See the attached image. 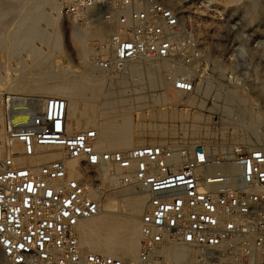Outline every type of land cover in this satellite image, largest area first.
<instances>
[{
	"label": "built area",
	"instance_id": "obj_1",
	"mask_svg": "<svg viewBox=\"0 0 264 264\" xmlns=\"http://www.w3.org/2000/svg\"><path fill=\"white\" fill-rule=\"evenodd\" d=\"M60 13L109 25L106 43L95 45L108 52H97L92 63L110 76L125 75L127 63L137 57H176L193 66L206 57L179 11L163 0H72ZM168 79L172 89L194 90V78ZM32 97H11L6 104L0 157L5 264H175L166 249L176 243L191 250L190 264H264V142L228 151L205 141L98 150L95 127L69 131L65 98ZM19 114L26 119L13 122ZM55 145L63 157L16 161ZM69 159H77L85 174L68 176ZM102 164L116 168L119 184L136 183L147 194L134 260L91 251L78 239V223L100 210L90 192L104 193L97 170Z\"/></svg>",
	"mask_w": 264,
	"mask_h": 264
},
{
	"label": "bare ground",
	"instance_id": "obj_2",
	"mask_svg": "<svg viewBox=\"0 0 264 264\" xmlns=\"http://www.w3.org/2000/svg\"><path fill=\"white\" fill-rule=\"evenodd\" d=\"M13 1H2L0 4V83L2 84L3 80L6 79L3 75L7 70H17L18 74L13 76L14 81L11 84L16 85L15 89L57 94L63 96V98L65 97L68 105L67 117L70 132L95 127L97 130L95 147L98 150L122 151L144 143L145 134H150L153 137L149 139V144L158 142L164 145L163 140L156 141L155 137L157 135L164 136L167 129H172L176 120H183L187 117L185 111L177 110L176 105L174 106L172 103L176 101L177 94L181 91L172 89L171 82L169 83L170 80L162 77L160 71L163 69L169 70L165 74L166 76L169 74L171 76L185 75L192 78L191 75L195 73H193V66L182 65L181 63L179 65L176 57L160 59L145 56L134 58L125 67L129 73L140 76L143 74L142 70L144 69L147 85L149 87L161 86V91L156 94L136 95L134 98L123 93L120 96H114L115 91L111 90L112 88L110 90L107 88V91L103 88L105 71L96 74L93 66L89 63L91 55L96 51L108 52V49H98L88 41L91 38L98 39L100 43H106L107 35L110 32L108 24L103 22L94 23L95 21L81 20L76 18L77 16H73L81 22L73 19L69 42L80 63L81 72L80 75L76 74L79 75L78 78H74V76L68 78L69 76L65 75L68 74L65 73L66 70L62 67L54 70L53 65L54 54L63 51V39L59 38L62 29L59 23L57 1ZM163 1L179 11L184 23L185 14L183 10L176 6V2L174 0ZM8 12L15 13V16L10 20L7 19L10 16L6 18ZM42 24L50 27V30L53 31L49 32L50 30L41 28ZM37 43L39 46H36ZM15 56H17V59H15L12 67L9 59ZM137 62H143V65ZM110 83L112 84V82ZM115 83L120 84L122 87L127 84L124 79L117 80ZM6 84H8L7 81ZM132 85L133 88H123L118 92L128 90L133 92L138 87L135 82ZM101 96L103 97L102 101H99ZM245 100L244 98L241 101L245 102ZM193 101V97H188L185 100L188 104H192ZM156 106L157 109H155ZM144 108H147V113H144ZM242 109L244 110V108ZM132 110L138 111L136 121L133 120L131 115ZM240 121L243 126L251 128L252 131L254 130L256 142H264V132L254 126L253 119L245 122L244 118H241ZM241 143H246L243 138L233 144L227 142L213 143V148L228 151L242 145ZM256 144L254 142L245 145L253 147ZM3 147L1 136L0 157ZM64 154V150L55 145L33 157L20 156L16 161L19 164L45 162L52 158L63 157ZM77 162V159L67 160L68 176L78 177L85 174V168L77 169ZM98 171L102 175L103 185H106L113 193L120 190L121 197L117 201H113V196L107 193L105 195L101 193V190L94 189L91 191L90 196L98 200L100 210L97 215L78 223V239L91 251L113 255L124 261L134 260L140 237L138 218L145 209L147 194L136 183L119 184L116 175L117 170L111 164L100 165ZM135 188L139 190L130 194L129 191ZM166 251L175 264H190L191 250L186 245L171 244L167 246ZM0 257H2L1 253Z\"/></svg>",
	"mask_w": 264,
	"mask_h": 264
},
{
	"label": "rangeland",
	"instance_id": "obj_3",
	"mask_svg": "<svg viewBox=\"0 0 264 264\" xmlns=\"http://www.w3.org/2000/svg\"><path fill=\"white\" fill-rule=\"evenodd\" d=\"M2 1L7 0H0V4ZM56 1L58 3L57 9L59 10L61 5L72 0ZM174 1L176 6L183 10L184 14L188 15V17L184 15L185 29L203 43L206 49V57L201 63L194 64L195 66L189 65L193 66V73L195 72L191 75L194 78L195 89L192 92H178L176 101L172 102L174 106L176 105L177 110L185 111L184 113L187 114V117L183 120H176L172 129H167L164 136L157 135L155 137L156 141L160 142V140H163V144L205 141L206 144L212 147L214 146L213 143L227 142L233 144L241 138L244 139L246 145L247 143H258L259 141L256 142L254 130L252 131L251 128L243 126L239 120L244 118L245 122H249L253 119L254 126L264 132V0ZM13 16H15V13L8 12L6 18L8 17L7 19L10 20ZM59 17L62 29L59 38L63 39V51L53 56L54 70L62 67L66 70L65 73H68L65 74L69 76L68 78L73 76L78 78L81 67L69 42V35L73 19L79 17L75 16L76 18H74L65 13H60ZM79 19H76V21L81 22ZM94 23L100 22L95 21ZM44 25L42 24L41 28L50 30V27L46 25L44 27ZM52 31L51 29L49 32ZM88 41L95 46L99 40L90 38ZM36 46H39V44L37 43ZM97 52L100 51L93 53L89 59V63L93 66L96 74L103 71L97 67L94 68L92 63V58ZM15 59H17V56L9 59L12 67ZM178 61L180 65L181 62L180 60ZM137 63L143 65V62ZM181 64L183 65V62ZM142 71V75L135 76L130 74L125 68L123 72L125 75H122L123 78L115 73L110 76V72H107L108 74L105 72L103 88L105 91L112 88L111 90L115 91L113 93L114 96H120L123 93L131 98L136 95L160 92L161 86L149 87L147 85L144 69ZM168 71L166 69L160 71L162 77L167 80H169V75L166 76L165 74ZM16 74H18L17 70H7L5 75H3L7 80H3L4 84L0 83V138L2 136L3 145L7 129L6 104L8 99L13 97L14 99L27 100V98L32 96L40 98L48 96L63 97L57 94L17 90L15 89L16 85H11L14 81L13 76ZM121 79L127 82L125 87L115 83ZM6 81L8 84H6ZM134 82L137 83L136 86L138 88L133 90V92L131 90L118 92V90L123 88H133L132 83ZM188 97L194 98L192 104L185 102ZM102 98L101 96L99 101H102ZM244 98L246 100L242 102L241 100ZM32 101V103L37 102L34 99ZM157 108L156 106L155 109ZM143 111L144 113L148 112L147 108H144ZM131 115L133 120L136 121L138 111L132 110ZM25 119L26 116L24 114H19L13 118V122L24 121ZM151 138L153 137L150 134H145V142L141 143V145L149 144L148 141ZM153 144L160 143L155 142ZM241 144L238 147L246 146L243 143ZM2 151L1 157L4 155V147ZM103 187L105 188L106 185H103ZM104 190L105 195L113 196V201H117L121 197L120 190L116 191V193H113L107 187ZM138 190V188H135L129 192L133 194ZM0 264H4L2 257H0Z\"/></svg>",
	"mask_w": 264,
	"mask_h": 264
}]
</instances>
